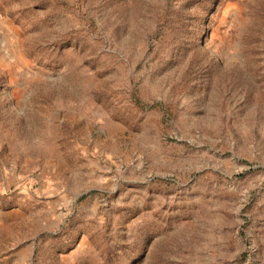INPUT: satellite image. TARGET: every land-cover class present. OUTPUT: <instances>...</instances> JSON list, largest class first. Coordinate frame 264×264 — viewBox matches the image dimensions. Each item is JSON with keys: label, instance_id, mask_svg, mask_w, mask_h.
<instances>
[{"label": "rangeland", "instance_id": "1", "mask_svg": "<svg viewBox=\"0 0 264 264\" xmlns=\"http://www.w3.org/2000/svg\"><path fill=\"white\" fill-rule=\"evenodd\" d=\"M0 264H264V0H0Z\"/></svg>", "mask_w": 264, "mask_h": 264}]
</instances>
